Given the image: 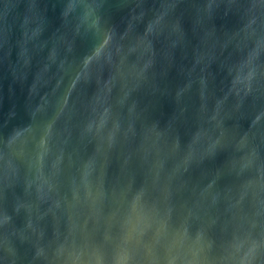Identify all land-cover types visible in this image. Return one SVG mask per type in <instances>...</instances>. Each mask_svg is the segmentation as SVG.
<instances>
[{
	"label": "water",
	"instance_id": "water-1",
	"mask_svg": "<svg viewBox=\"0 0 264 264\" xmlns=\"http://www.w3.org/2000/svg\"><path fill=\"white\" fill-rule=\"evenodd\" d=\"M0 264H264V0H0Z\"/></svg>",
	"mask_w": 264,
	"mask_h": 264
}]
</instances>
